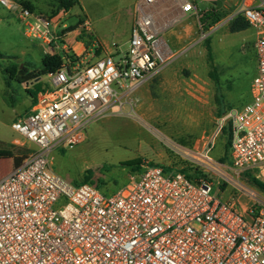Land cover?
<instances>
[{
	"label": "built area",
	"instance_id": "obj_1",
	"mask_svg": "<svg viewBox=\"0 0 264 264\" xmlns=\"http://www.w3.org/2000/svg\"><path fill=\"white\" fill-rule=\"evenodd\" d=\"M0 4L50 53L60 46L66 51L62 66L48 73L51 88L13 123L37 148L0 180V264H264V197L248 192L254 204L242 212L234 195L214 193L204 172L234 180L210 155L214 142L200 153L201 176L147 164L109 195L90 183L73 184L53 169L56 149L79 145L93 120L170 61L161 37L165 27L153 12L156 0L137 4L126 51L87 62L67 46L62 17L68 11L49 16L19 0ZM182 9L203 28L206 15L191 0ZM232 18L257 32V74L252 100L230 114V163L224 167L264 181V0H241ZM80 29L100 47L89 21Z\"/></svg>",
	"mask_w": 264,
	"mask_h": 264
},
{
	"label": "rangeland",
	"instance_id": "obj_2",
	"mask_svg": "<svg viewBox=\"0 0 264 264\" xmlns=\"http://www.w3.org/2000/svg\"><path fill=\"white\" fill-rule=\"evenodd\" d=\"M32 1L36 3L40 13L56 16L62 11L51 0ZM191 1L198 7L201 15L205 14L208 19L201 28L194 16L196 38L203 41L202 53L199 55L198 47H191L184 58L174 60L167 69L173 81H176L186 60L191 65L202 59L201 67L204 62L209 63V54L206 58L205 50L206 45L210 46L211 40L216 38L218 32L211 28L216 27L217 21H229L231 34L237 32L233 29L234 22L244 21L241 18H231L237 1H232V6L228 1L226 8L220 5V0ZM138 2L139 0H79L77 6L63 14V23L67 24L66 32H81L83 21H89L104 44L114 48L116 53L126 51L129 46L127 29ZM214 8H221L218 19H212L211 9ZM33 43L39 45L41 42L28 37L26 26L19 21L17 15L0 4V53L3 54L0 58V138H21L13 129V123L23 113L24 105L20 98L24 94L21 81H25V78L22 75L25 69L35 70L41 66V50ZM167 52L172 56L168 48ZM214 55L215 52L211 57ZM234 57L242 59L241 48L234 50ZM196 65L199 66L200 63ZM14 66L18 72H14ZM6 69H9L8 72H5ZM183 77V85L187 89H175L176 92L169 93L158 89L152 82L146 83L133 94L127 93L115 100L102 116L90 123L79 145L73 149L55 150L52 156L53 169L69 178L73 184L90 183L109 195L126 184L131 175L139 173L140 168L147 164L164 165L170 171L182 170L196 177L201 176L204 171L200 165L201 162L204 163V159L200 153L212 142V158L220 164L230 163L229 154L228 159L225 156L231 130L230 114L235 109L232 106L228 108L225 102L220 104L218 94L214 93L215 89H208V85L203 83L206 75L202 68H186ZM42 85L51 88L44 81ZM11 98L17 100L16 109L10 105ZM221 125L223 128L218 132ZM130 160L139 162V168L124 164ZM220 169L222 174L234 179L233 183L226 181L218 173L204 172V176L213 181V190L217 196L225 199L234 195L238 209L244 212L246 205L248 209L251 207L248 192L253 191L264 197V192L253 186L244 173L234 175L224 165ZM248 172L254 175L253 172ZM237 183L245 187V190L238 191Z\"/></svg>",
	"mask_w": 264,
	"mask_h": 264
},
{
	"label": "crops",
	"instance_id": "obj_3",
	"mask_svg": "<svg viewBox=\"0 0 264 264\" xmlns=\"http://www.w3.org/2000/svg\"><path fill=\"white\" fill-rule=\"evenodd\" d=\"M19 1L26 2L32 7L34 11H39L36 7V3H34L32 0ZM228 1H230V6L233 5L232 1H237V4L233 9V15L238 9L241 0H220L219 3L222 7L226 8V4L228 3ZM184 2L185 0H156L158 22L165 27V31L163 32L161 37L167 44V48L172 53V56L168 64L164 66L151 79L140 84L136 88V92L137 90H140L146 83L150 84L152 82H154L158 89L167 91L169 93H173L175 89H187L183 85L184 70L191 66L193 69L199 67L204 70V73L206 75V79L204 78L205 81L203 83L208 85V89H215L214 93L218 94L220 104L221 102H225L228 108L232 106L231 108L235 110L243 108L252 100V83L254 77L257 74V53L255 46L257 39L256 30L247 24V28L243 30H237V32L231 34L228 27L229 21H224L223 19L217 21L215 23L216 27L211 28V30H216L218 33L216 34V38L212 39L210 42V54L212 55V53L215 52V58H210L209 56V63L204 62L203 67H201L202 59H200L199 61H195V63L191 65L189 60H186L185 64L183 63L182 68L179 70L180 73L177 75L176 81H173L170 77L171 73L167 72V69L171 66L170 64L174 60L184 58L185 54L191 47H198L200 50L199 55H201L202 53L201 43L203 41H201L198 37L196 38L195 15H193L192 13L183 12L182 6ZM211 10L215 11L214 16L212 15V19L213 17H215V19H218L222 12L221 8H214ZM9 12L13 13L11 11ZM6 20L9 21V19ZM206 21H208V19H206ZM133 22L134 15L132 20L129 22V26L127 29L128 42L130 40ZM93 31L95 40L101 42L99 48L94 47L93 42L90 41L89 36L85 32H79L78 30H76L67 33V46H69V48L76 52V54L80 57L81 62H87L89 60L94 61L95 59L108 54H118L116 53L114 48L104 44L100 40L94 29ZM35 41L38 40L35 39ZM33 44L35 47H38V49L41 50V66H39V68L35 70H24V74L22 75L23 78L29 77L30 79L21 81L24 87V89H22L24 90V94L21 96L20 102L22 100L24 106L23 113L20 114V117L25 116L33 109L38 94L47 89L44 85H42L43 81L50 85L48 74H41L43 70V59L47 55H58L63 59L66 54L65 48L61 46L57 47L54 53H50L48 46L43 42H41L39 45H36L35 43ZM206 46L207 48L205 50V54L207 58V55L209 54V45ZM214 47L215 51H213ZM237 47L241 48L242 50V59H237L234 57V50H237ZM249 54H252L251 57H249ZM196 63L198 65L200 63V65L197 66ZM14 72H18V70ZM35 87L39 88L34 89ZM200 87L204 89L202 85H200ZM134 92H132L131 94H133ZM16 101L17 100H15L14 98L9 99V102L11 103L10 105H12L11 107L14 109H16ZM220 108L222 109V106ZM36 148L37 146L35 144L29 142L22 136L21 138H15L13 140L0 138V180L10 175L18 167H20L26 161L29 153ZM67 179L70 180L69 178ZM224 191L227 192V189L224 188ZM231 196L232 195L228 196L225 199H229ZM250 202L251 205L254 204L252 198L250 199ZM247 209L248 205H246L245 212L247 211Z\"/></svg>",
	"mask_w": 264,
	"mask_h": 264
},
{
	"label": "trees",
	"instance_id": "obj_4",
	"mask_svg": "<svg viewBox=\"0 0 264 264\" xmlns=\"http://www.w3.org/2000/svg\"><path fill=\"white\" fill-rule=\"evenodd\" d=\"M52 3H56L58 4V9L63 10V11H70L72 8H74L75 6H77L79 4V0H51ZM23 4L27 7H29L30 9H32V7L26 3L23 2ZM33 10V9H32ZM209 14V13H207ZM247 23L246 22H240L239 20H236L233 24V29L235 30H243L245 28H247ZM211 51H210V46H209V56L211 58ZM3 57V54L0 53V58ZM63 64V60L60 56L58 55H47L44 59H43V70L41 72V74H48L50 72H54L57 69H59ZM9 69H6L5 72H8ZM14 71H17V67L13 68ZM36 77V76H34ZM30 79L29 77H25V80ZM231 128V127H230ZM230 145H231V132L229 131V141L227 143V150H226V156L225 159H228V154L230 152ZM125 165L128 166H137L139 165V162L134 161V160H130L124 163ZM245 176L248 178V181L255 186L256 188L260 189L261 191L264 192V182L259 180L258 178H256L254 175L250 174L249 172H245L244 173Z\"/></svg>",
	"mask_w": 264,
	"mask_h": 264
},
{
	"label": "bare ground",
	"instance_id": "obj_5",
	"mask_svg": "<svg viewBox=\"0 0 264 264\" xmlns=\"http://www.w3.org/2000/svg\"><path fill=\"white\" fill-rule=\"evenodd\" d=\"M153 12L157 13L156 5L153 6Z\"/></svg>",
	"mask_w": 264,
	"mask_h": 264
}]
</instances>
